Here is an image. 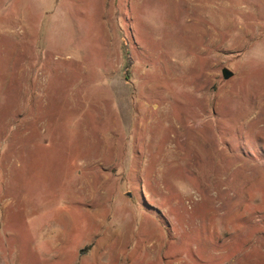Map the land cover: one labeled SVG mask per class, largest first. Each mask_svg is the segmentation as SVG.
<instances>
[{"label":"rangeland","instance_id":"obj_1","mask_svg":"<svg viewBox=\"0 0 264 264\" xmlns=\"http://www.w3.org/2000/svg\"><path fill=\"white\" fill-rule=\"evenodd\" d=\"M0 264H264V0H0Z\"/></svg>","mask_w":264,"mask_h":264},{"label":"water","instance_id":"obj_2","mask_svg":"<svg viewBox=\"0 0 264 264\" xmlns=\"http://www.w3.org/2000/svg\"><path fill=\"white\" fill-rule=\"evenodd\" d=\"M231 75H232V72L229 69H227L225 67L221 68V76H222L223 79H227Z\"/></svg>","mask_w":264,"mask_h":264},{"label":"bare ground","instance_id":"obj_3","mask_svg":"<svg viewBox=\"0 0 264 264\" xmlns=\"http://www.w3.org/2000/svg\"><path fill=\"white\" fill-rule=\"evenodd\" d=\"M162 117V116H161ZM167 118V117H166ZM172 150V149H171Z\"/></svg>","mask_w":264,"mask_h":264}]
</instances>
